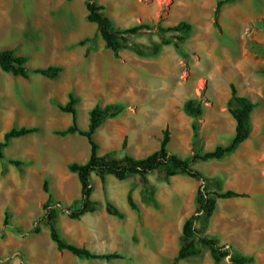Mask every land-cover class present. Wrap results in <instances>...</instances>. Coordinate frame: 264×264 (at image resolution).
Returning a JSON list of instances; mask_svg holds the SVG:
<instances>
[{
  "label": "rangeland",
  "instance_id": "1",
  "mask_svg": "<svg viewBox=\"0 0 264 264\" xmlns=\"http://www.w3.org/2000/svg\"><path fill=\"white\" fill-rule=\"evenodd\" d=\"M97 1L122 28L139 23L152 27L130 37L120 59L99 34L94 36L91 51L70 39L71 30L89 36L97 33V25L86 18L84 0H0V50L12 49L27 56L31 70L49 65L64 68L55 79L33 73L25 78L0 68V141L13 127H40L37 133L12 139L4 149L5 158L0 159V264H174L184 244V220L196 207L199 182L184 175L167 181L163 171L150 174L154 194L142 205L140 225L132 232L135 216L120 220L109 215L100 178L93 174L92 198L100 209L80 219L70 218L67 208L80 198L81 183L69 164L87 161L90 145L79 134L57 133L72 122V115L62 112L58 104H66L71 94L78 98L75 107L82 129L88 128L94 106L117 103L124 107L120 116L106 119L95 134L101 154L129 153L120 148L129 134L133 153L144 157L160 146L158 138L148 136H162L168 126L169 149L186 158L194 151L227 145L234 137L236 120L228 110L231 83L254 103L251 135L224 159L200 160L194 167L210 180L222 181L225 190L231 187L248 196L219 199L206 233L235 252L253 256L250 264H264V0L224 5L219 15L221 28L213 24L214 9L208 1ZM183 20L193 26L181 43L187 55L176 50L174 33H166L171 44L153 54L152 43L161 40L158 26ZM136 45H142L145 55L136 53ZM188 99L200 101L205 108L201 141L195 146L193 118L184 110ZM247 155L253 159L248 160ZM12 158L25 164L15 166L9 161ZM131 179L138 180L109 175L108 186L112 201L137 216L122 194L123 188L131 186ZM45 180L53 203L59 206L57 226L66 241L94 252L117 251L125 258L87 260L59 251L47 222L41 220L42 204L48 199ZM136 199L141 202L139 192ZM7 211L10 226L4 225ZM36 222L40 233H29ZM202 226L203 222L197 223L198 228ZM199 246V256L180 264H214L209 249ZM222 264H230L229 257Z\"/></svg>",
  "mask_w": 264,
  "mask_h": 264
},
{
  "label": "trees",
  "instance_id": "2",
  "mask_svg": "<svg viewBox=\"0 0 264 264\" xmlns=\"http://www.w3.org/2000/svg\"><path fill=\"white\" fill-rule=\"evenodd\" d=\"M71 1V0H66ZM87 8V20L97 25L99 36L104 40L106 47L112 51L115 58L120 59V51L129 43L132 36L141 35L146 31H151L152 27L148 23H139L131 27L122 28L114 22L113 18L106 12V7L97 0H84ZM236 0H218L214 15L213 24L217 28L220 27L219 15L224 5L232 3ZM192 24L188 21H181L176 25L158 26V33L161 35L159 42L152 43V53L158 54L165 45L171 44V40L165 36L166 33H174L173 38L176 39L175 48L182 55L186 56V52L181 43H183L190 35ZM95 38H86L81 40L79 44L84 45L88 42H94ZM135 51L138 55H145L142 45H136ZM28 58L24 55H17L12 49L0 50V68L12 73L16 76L29 77L31 73L39 74L44 77L55 79L63 71L62 65H49L45 68L29 69L27 66ZM231 100L228 103V110L236 120V131L234 137L227 145H218L213 150L206 152L194 151L191 157H182L169 149L171 142V132L168 126L163 130V136L159 149L152 152L144 158H136L133 155L126 154L117 158L112 154H99V144L95 139V133L102 123L110 117L120 115L124 107L117 103H110L105 106L96 105L90 110L89 125L87 129H82L78 124L77 109L75 105L78 98L73 94L70 95L66 104L59 103L58 106L62 112L72 115V122L64 130L57 131L60 135L79 134L87 138L90 145V156L85 162H72L69 164V170L77 174L81 183V196L76 199L73 204L67 208L68 215L72 219H80L86 213H93L100 209V203L92 198L93 194V173H95L103 184V192L105 196V208L108 214L124 218L125 212L121 210L107 195L106 179L108 175H113L119 180H125L132 175H139L145 185L142 193L143 200L150 202L154 190L148 176L156 171H163L165 179L170 181L171 178L184 175L192 177L199 182L196 196V207L183 223L182 233L184 244L178 250L174 257V264H180L181 260L190 257L199 256L202 252L199 245L209 249L214 264H222V261L229 257L230 264H250L253 262V256L235 252L230 245L221 244L219 239L206 233V226L213 216L219 199H229L234 197H246V192H239L232 189L225 190L220 180H210L203 172L194 167L197 161L222 160L229 154L234 153L238 147L246 141L252 132L251 115L254 110L253 101L245 95L239 94L235 84H230ZM185 112L193 118V144L194 146L201 141L200 120L202 119L205 108L204 105L196 99H188L184 104ZM40 131L39 126H22L13 127L4 134V139L0 141V159H4V149L9 145L10 141L15 138L24 137ZM125 141L123 147L126 148ZM10 163L15 166L25 164L22 159H9ZM215 188V189H213ZM44 191L48 194V199L42 204L43 216L42 221H46L50 236L56 244L59 251H70L79 258L94 259H124L123 253L113 252H94L85 246H79L70 243L64 239L57 226V218L59 216V206L53 203L54 197L50 191L48 181L43 184ZM134 187H132L127 196L129 206L140 212V207L134 199ZM58 202V205H61ZM198 222H203L201 228L197 227ZM4 225L10 226V213L5 214ZM21 232V230L17 229ZM41 228L36 222L29 233H40Z\"/></svg>",
  "mask_w": 264,
  "mask_h": 264
},
{
  "label": "crops",
  "instance_id": "3",
  "mask_svg": "<svg viewBox=\"0 0 264 264\" xmlns=\"http://www.w3.org/2000/svg\"><path fill=\"white\" fill-rule=\"evenodd\" d=\"M72 1V0H71ZM173 2H172V4L174 3V0H172ZM205 1H208L209 3H211V5H212V9H214L215 10V7H216V4H217V2H218V0H211V2H210V0H203V2H205ZM84 3H85V1H84ZM100 4H102V3H100ZM85 6H86V4H85ZM87 9V8H86ZM80 12H83V8L81 9L80 8ZM87 13H88V11H87ZM87 13H86V16H87ZM83 14H85V13H83ZM87 18V17H86ZM74 29H76L75 27H74ZM95 32V31H94ZM70 34H72V35H70ZM98 34V30H97V33L95 32L92 36H89V35H86L85 34V32H83V33H79V31L77 32L76 31V33L75 32H73L72 30H71V32L69 33V37H70V39L72 40V41H74V42H77V43H79L81 40H84V39H86V38H92V37H94V36H96ZM92 45V42H88V43H86V44H84L83 46L85 47V51L86 50H92V48H89L90 46ZM96 52V51H95ZM97 53V52H96ZM125 110V109H124ZM124 110H123V112H124ZM122 112V113H123ZM121 113V114H122ZM120 114V115H121ZM120 115H118V116H120ZM118 116H116V117H118ZM116 117H110V118H116ZM108 119V118H107ZM105 122V121H104ZM104 122L102 123V125L104 124ZM101 125V126H102ZM100 126V127H101ZM99 127V128H100ZM98 128V129H99ZM98 131V130H97ZM96 131V132H97ZM163 132V131H162ZM96 134V133H95ZM162 136H163V134H162ZM162 136H157V135H154V134H150L149 136H148V138L151 140L153 137H156V138H158L159 139V141H160V144H161V140H162ZM96 139V138H95ZM131 139H134L133 137L131 138ZM96 141L98 142V144H99V154L100 155H104V154H107V153H109V152H107V153H100V148H101V144L99 143V141L96 139ZM127 142V146H126V148H124L123 147V144H124V142ZM160 147V146H159ZM159 147L157 148V149H159ZM120 148H122V150H125V151H129V153H126V154H130V155H133V156H135L136 158H144V157H146V156H148V155H146V156H144V157H137L136 155H135V153H133V150H132V147H131V145H130V136H129V134H127V135H125V137L123 138V141H122V143H121V145H120ZM239 148V147H238ZM157 149H155L154 151H156ZM154 151H152V152H154ZM237 151V150H236ZM151 152V153H152ZM150 153V154H151ZM110 154H112V153H110ZM125 154V155H126ZM114 157H117V158H120V157H123V156H125V155H123V156H118V155H114V154H112ZM90 156V155H89ZM246 158H248V160H252L253 158L252 157H250V156H248L247 155V157ZM88 160V159H87ZM93 174H95V173H93ZM96 175V174H95ZM113 176V175H112ZM132 176H134V177H137L138 178V180H134V179H131L130 180V185L131 186H127V187H125V188H123L122 189V194L124 195V196H128V192H129V190L132 188V187H134V192H133V195L135 194V196H134V199L136 200V202L138 203V205H139V207H140V209H141V207H142V205H147L148 203L147 202H145L144 200H143V197H142V193H143V191H144V188H145V185H144V182H143V180H142V178L139 176V175H132ZM92 177H93V175H92ZM115 177V176H114ZM116 178V177H115ZM129 178V177H128ZM148 178H149V176H148ZM107 181H106V187H107V195H108V197L112 200V198H111V190L109 189V186H108V181H109V175L107 176V179H106ZM150 180V179H149ZM101 181V180H100ZM101 184H102V181H101ZM129 187V188H128ZM102 188H103V184H102ZM228 189H231V187L230 188H228ZM235 191H238V190H235ZM136 192H139V194H140V200H141V202H138V200L136 199ZM239 192H244V191H239ZM104 193V192H103ZM105 197V196H104ZM132 209V208H131ZM105 210H106V208H105ZM133 210V209H132ZM133 211H135V210H133ZM107 212V211H106ZM125 217L124 218H119L120 220H124V219H127V217H129L130 215H134L135 216V223H134V227H133V230H132V232L135 230V228H136V225H140V221H139V213L141 212V210H140V212H138L137 211V216L131 211V210H129L128 208H126L125 209ZM94 213V212H93ZM87 214V213H86ZM110 215V214H109ZM84 216V215H83ZM112 216H114V215H112ZM109 217V216H108ZM112 221H118V220H112ZM111 221V222H112ZM144 224H145V222H143L142 223V230H143V226H144ZM110 230H112V232L113 233H117V234H119V233H121V232H118L117 231V229L116 228H110ZM140 230V229H139ZM132 234V233H131Z\"/></svg>",
  "mask_w": 264,
  "mask_h": 264
},
{
  "label": "bare ground",
  "instance_id": "4",
  "mask_svg": "<svg viewBox=\"0 0 264 264\" xmlns=\"http://www.w3.org/2000/svg\"><path fill=\"white\" fill-rule=\"evenodd\" d=\"M83 84H84V83H83ZM85 86H86V85H85ZM99 86H100V85H99ZM99 86H98V87H99ZM183 190H184V189H183Z\"/></svg>",
  "mask_w": 264,
  "mask_h": 264
}]
</instances>
